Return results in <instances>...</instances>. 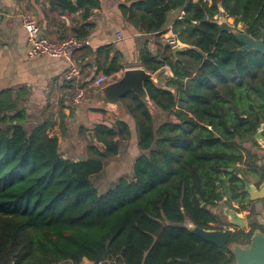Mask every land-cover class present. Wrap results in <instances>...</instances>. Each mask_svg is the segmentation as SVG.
<instances>
[{"label": "trees", "instance_id": "trees-1", "mask_svg": "<svg viewBox=\"0 0 264 264\" xmlns=\"http://www.w3.org/2000/svg\"><path fill=\"white\" fill-rule=\"evenodd\" d=\"M50 4L80 9L84 17L100 6L99 0ZM218 5L235 25L264 40V0H123L118 5L124 20L148 34L162 31L169 11H182L172 33L186 46L173 52L165 45L157 54L139 50L138 61L147 71L171 69L161 86L149 81L144 86L153 105L176 119L154 128L136 94L121 99L145 153L134 160L131 177L120 178L105 193L90 178L118 153V141L130 137L125 121L94 124L89 130L96 143L88 142L83 159L67 158L51 133L52 122L28 128L19 100L10 89L0 91V264H79L83 258L97 264L113 257L121 264L233 263L228 244L207 242L185 224L214 229L211 223H220L210 208L218 182L229 201L244 195L235 165L244 158L242 142L264 121V54L240 51L231 32L219 31ZM112 50L111 45L83 46L74 57L95 54L98 70L114 75L123 65ZM85 131L80 129L82 135ZM256 159L246 151L247 165L255 168Z\"/></svg>", "mask_w": 264, "mask_h": 264}, {"label": "crops", "instance_id": "crops-1", "mask_svg": "<svg viewBox=\"0 0 264 264\" xmlns=\"http://www.w3.org/2000/svg\"><path fill=\"white\" fill-rule=\"evenodd\" d=\"M99 2L100 6L84 17L82 10H59L51 6L50 0H0V91L10 89L19 100L20 107L26 111L27 127L45 120L52 122L51 133L57 135L60 150L67 158L85 155L89 142L87 132L94 124H112L118 119L128 124L130 137L118 141V153L107 158L102 170L90 178L102 194L113 188L120 178L129 179L134 160L145 153L137 146L135 121L123 107L106 105L96 95L97 87L91 85V81L102 70L97 68L95 54L75 58L81 66V81L87 91L82 102L72 104V86L63 78L67 61L54 56H27V35L20 18L23 14L34 18L40 35L50 39L60 40L68 35L84 34L88 41L86 46L92 49L111 45V53H120L123 65V69L114 74V79H117L125 68L142 67L138 61L140 49L147 48L152 54H157L165 46L163 38L173 35V20L181 16L182 11H169L162 31L148 34L124 20L118 8L123 0ZM170 15H173V20H169ZM118 32L120 36H117ZM75 55L78 57V53ZM152 74L162 85L172 76V71L164 65ZM149 110L154 128L164 123H157L154 118H165L166 115L175 118L174 114L163 112L155 106ZM81 128L86 129L84 135L80 132ZM79 264L92 262L83 258Z\"/></svg>", "mask_w": 264, "mask_h": 264}, {"label": "water", "instance_id": "water-1", "mask_svg": "<svg viewBox=\"0 0 264 264\" xmlns=\"http://www.w3.org/2000/svg\"><path fill=\"white\" fill-rule=\"evenodd\" d=\"M219 14L224 13L223 8L218 5ZM215 23L218 26L219 31L231 32L237 40L241 43L239 50L240 51H257L264 54V40L262 37L256 38L253 35L240 30L238 28L232 27L228 22L222 21ZM264 34V29L262 30ZM40 35V32H39ZM185 46H180L175 44L172 46V51H179L184 49ZM151 82L156 86H161L152 72L147 71L143 67H129L125 68L122 71V75L117 79H114L100 87L96 90V95L103 103L106 105L123 107L121 99L129 92L136 94L146 105L148 110L151 106H154L151 100L147 95L144 83ZM124 108V107H123ZM125 110V109H124ZM150 112V110H149ZM87 139L90 143L95 144L94 134L90 130L87 132ZM254 139L264 142V123L261 124V127L255 132ZM80 160L83 159V155H79ZM217 186H220L217 183ZM246 192L250 196L251 200H257L262 196H257L256 194L264 191V185L260 187L258 191H254L248 183H245ZM217 202L222 200V195L220 190L216 191ZM228 217L230 223L237 227L245 226L244 217L237 215L232 210L228 211ZM260 224L264 226V213L263 221H260ZM188 229L198 235L201 239L211 242L218 247H224L233 232L232 229H205L197 225L191 224ZM229 250L234 257L232 264H264V232L255 230L250 236L249 243L245 245H240L235 242H231L229 245ZM182 264H190L187 260H181Z\"/></svg>", "mask_w": 264, "mask_h": 264}, {"label": "flooded vegetation", "instance_id": "flooded-vegetation-1", "mask_svg": "<svg viewBox=\"0 0 264 264\" xmlns=\"http://www.w3.org/2000/svg\"><path fill=\"white\" fill-rule=\"evenodd\" d=\"M262 123H264V121ZM261 124L258 127V129L261 127ZM246 142L250 143V147H246L244 145ZM241 145L244 148V151H242L244 158L242 161L236 163L235 165L236 169L234 170V175L238 176L243 180L244 195H242L239 199L229 201L228 197L225 195L226 192L225 187L221 186V184L218 182L220 186H217V188L220 190V193L222 195V200L218 202L214 200L215 205L213 207H210L212 212L215 215H217L220 220V223L219 222L211 223V225L214 226V229L230 228L233 230L231 237L227 243L228 247L231 242H235L240 245H245L249 243L250 236L255 230L264 232V226L260 224V221H263V213H264V191L263 192L261 191L256 194L257 196H262L261 198L257 200H251L245 188V183H248L254 191H258L260 187L264 185V142L254 139V135H253L251 138L244 140ZM246 151H250L251 153L256 155L257 159L255 161V165H256L255 168L253 166L251 167L247 165ZM228 171L231 172L233 171V169L228 168ZM223 176L225 178L224 174ZM218 203L223 204L222 211L215 210V207L217 206ZM230 210H232L237 215L244 217L245 226L237 227L232 223H230L228 217V211ZM240 232L249 234V237L246 238V237L238 236L240 235ZM233 236L235 238L232 241L231 239L233 238Z\"/></svg>", "mask_w": 264, "mask_h": 264}, {"label": "built area", "instance_id": "built-area-1", "mask_svg": "<svg viewBox=\"0 0 264 264\" xmlns=\"http://www.w3.org/2000/svg\"><path fill=\"white\" fill-rule=\"evenodd\" d=\"M178 18H181V16ZM20 24L26 31L27 35V56H54L65 59L68 66L63 73V78L72 86L73 93L71 96V102L74 105L82 102L86 97L87 87L81 81V66L75 59L74 54L79 48L86 46L88 41L74 35H68L60 40H54L46 36L39 35L40 30L36 21L27 14H23L21 16ZM120 35V32H118L117 36ZM166 40H168L167 44L172 46L180 44L174 34ZM112 80H114V75L100 72L94 76L91 81V85L98 88ZM102 263L103 262H99L97 264Z\"/></svg>", "mask_w": 264, "mask_h": 264}, {"label": "rangeland", "instance_id": "rangeland-1", "mask_svg": "<svg viewBox=\"0 0 264 264\" xmlns=\"http://www.w3.org/2000/svg\"><path fill=\"white\" fill-rule=\"evenodd\" d=\"M173 20V15H170L169 16V20ZM214 19L217 21V22H222V21H226V22H228L232 27H235V28H238V29H240V30H242V24L241 23H239V24H237V25H235L234 23H233V18L232 17H226L225 15H224V13H220L218 16H215L214 17ZM164 39V43H165V45H168L167 43H168V40H166L165 38H163ZM159 40H160V38H159ZM170 46V45H169ZM180 46H186V44H184V45H182V44H180ZM122 75V73L120 74V76ZM119 76V77H120ZM153 114L156 116V114L153 112ZM155 119V121L157 122V123H162V122H165V121H170V120H172V119H176V118H170L169 116H165V118H154ZM30 126V125H29ZM28 128H30V127H28ZM246 147H250V143L249 142H246L245 144H244ZM259 154H260V152H259ZM222 209H223V204H220V203H218L217 204V206L215 207V210H218V211H222ZM188 227L191 225V224H189V223H185ZM58 264H72V262L71 261H65V262H61V263H58ZM93 264V263H92ZM102 264H121V262H120V260L118 259V258H116V257H113V258H111L110 260H107V261H105V262H103Z\"/></svg>", "mask_w": 264, "mask_h": 264}]
</instances>
